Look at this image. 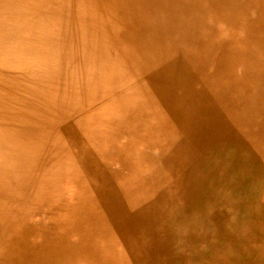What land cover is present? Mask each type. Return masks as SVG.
I'll return each mask as SVG.
<instances>
[{
	"label": "bare ground",
	"instance_id": "6f19581e",
	"mask_svg": "<svg viewBox=\"0 0 264 264\" xmlns=\"http://www.w3.org/2000/svg\"><path fill=\"white\" fill-rule=\"evenodd\" d=\"M48 6L0 0V264H264V0H79L18 66Z\"/></svg>",
	"mask_w": 264,
	"mask_h": 264
},
{
	"label": "rangeland",
	"instance_id": "374dc122",
	"mask_svg": "<svg viewBox=\"0 0 264 264\" xmlns=\"http://www.w3.org/2000/svg\"><path fill=\"white\" fill-rule=\"evenodd\" d=\"M46 1H47L48 5H49L48 6V9H49V17H47V19H46V21L44 22L43 25L41 24L42 27L39 26V28H41V29L37 28L35 31L32 32V35L31 36H32L33 39H31V38L30 39L29 38L28 39H25V40H23L25 43L22 41V43H19L17 45H14L13 48L10 50V51H12V53L16 54V57L17 58L24 57V58H22L24 61L21 64H20V60L19 61H16V63H18V66L19 65H22V64H31V63H35L36 64L37 63L41 67L46 68L47 65H48V62L54 61V58L62 59V61L66 60V57H64L63 55H62V57H58V56L54 55L53 52H52V50L55 49L56 47H60V46L64 45L66 43V41H71L70 36H69V32L72 29H74L75 28V25H76V17H75V12L74 11H75V9L76 10L77 9H80V8H78L76 6L78 4L79 0H74V1L73 0H67L66 3H62V4H58L57 3L55 5L49 3L51 0L50 1L49 0H46ZM22 5H23V3L19 4L20 9H23L24 8V6H22ZM33 7H34L35 11H37V5L35 3L33 5ZM45 8H46V6H45ZM84 9L86 10L87 8H84ZM1 18L3 19L2 14L0 15V19ZM20 18L25 19V15L22 14L20 16ZM2 19L0 20L1 21L0 22V25H1L0 28L1 27H3V28L0 29V37H2V39L4 41V45L6 44L5 46H7L8 43H9V39L11 38V34H6L5 33V31L8 29V28H6L7 27L6 25H8V23L6 22V20L4 21V19L3 20ZM28 19L29 20H33V17L32 16H28ZM47 20L49 22L50 21H52V22L48 23ZM27 25L30 26L31 24H27ZM46 26H48V27H46ZM4 28H5V31H4ZM142 37L143 38H146V40H148V41H150V39H151L150 37L144 36L143 34H142ZM40 40L42 41L43 44L41 43V44H39V46H30L29 45L30 42H40ZM49 40H51V41H49ZM53 41H54V43H53ZM28 45H29V47H28ZM23 47L25 48L24 50L22 49ZM188 47H189L188 54L189 55H192V56H197L198 53L202 54L203 49H204V46L203 45H200L199 43H196V42L189 43V46ZM26 48H27V50H26ZM33 48H35L36 50L33 51ZM28 49H29V51H28ZM2 52L3 53L4 52L6 53V47H5V51H2ZM32 52H34V54ZM35 52H37V55H36ZM47 58L50 61L47 62L46 61ZM35 59H36V61H35ZM31 60H33V61H31ZM37 60L39 62H41L43 66L41 65V63L37 62ZM14 61L15 60H13L11 62L12 65L10 64V68L9 69L7 68V70H6L7 72H9L10 69L16 67V63ZM0 71H1V69H0ZM58 81H61L62 82L63 79L62 78H58ZM51 93H53V92H50L49 94H51ZM0 129H1L0 130V136H4V135L5 136H7V135L10 136V134H9L10 129L6 125H3V124L1 125V122H0ZM7 130H9V131H7ZM2 131H3V133H2ZM57 147H59V142L58 141H54V146H51V148H47L45 150V152H43V154L46 153V152L53 153V152L57 151L55 149ZM70 149H71L72 152H75V150L72 149L71 147H70ZM0 156H1V153H0ZM19 156L20 155H18V157ZM2 159H7V156L6 155H3ZM116 164H117V162H116ZM52 206L56 207V208H54L52 210L55 213L54 215L51 214V210L40 209L38 211L39 213L36 212L37 213L36 215H31L28 219L24 220V221L29 222V224H36L35 229H34V227H31L30 228L31 229V234H32L31 236H37L38 234L42 235L41 234L42 232L40 230L39 224H37V221L40 218L42 219L43 218L42 215H44V213H46L47 211L50 212V218L53 219V220L56 219V217H59V218L68 220V219H72V217H74L75 215L78 214V213H76L74 211L64 209L62 207V205H59V204L50 205L48 208L51 209ZM5 209L6 210L7 209L9 210V208H5ZM78 211L80 213L79 215H81V216L85 215L87 217V214H86L85 211H83V210L82 211L78 210ZM9 212H10V210H9ZM24 212H26V210ZM20 217L23 218L25 216L24 215H20ZM86 217H85V219H86ZM78 255H81L82 260H86L88 258L87 257L88 255H86L83 252H78Z\"/></svg>",
	"mask_w": 264,
	"mask_h": 264
}]
</instances>
